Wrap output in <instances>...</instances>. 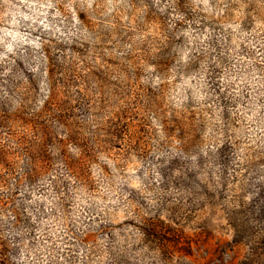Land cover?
Wrapping results in <instances>:
<instances>
[{
  "label": "clouds",
  "instance_id": "clouds-1",
  "mask_svg": "<svg viewBox=\"0 0 264 264\" xmlns=\"http://www.w3.org/2000/svg\"><path fill=\"white\" fill-rule=\"evenodd\" d=\"M0 264H264V0H0Z\"/></svg>",
  "mask_w": 264,
  "mask_h": 264
}]
</instances>
